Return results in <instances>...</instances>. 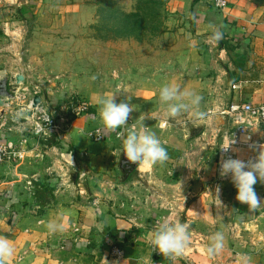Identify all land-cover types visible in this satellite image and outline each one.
Listing matches in <instances>:
<instances>
[{
    "label": "crops",
    "instance_id": "0c3cea01",
    "mask_svg": "<svg viewBox=\"0 0 264 264\" xmlns=\"http://www.w3.org/2000/svg\"><path fill=\"white\" fill-rule=\"evenodd\" d=\"M228 2L226 9L218 10L213 0H177L179 10L194 24L190 57L195 76L176 75L167 84L197 95L210 90L229 96L228 106L264 103V0ZM37 3L0 0V77L9 76L10 90L18 85L17 76L24 78L18 85L22 88L40 84L24 49L33 33L27 16L35 14ZM216 30L223 33L219 42L209 39ZM232 85L240 88L233 91ZM76 89L75 94L88 101L87 116L74 120L67 135L30 140L23 160L0 164V235L14 248L5 264H264V204L253 210L235 200L233 185L219 176L218 142L202 144L207 152L196 154L197 138H188L193 123H184V139L176 125L160 121L154 127L156 118L147 111L158 89L145 83L133 86L129 94L135 111L127 123L139 124L145 118L144 125L156 134L169 158L127 170L115 132L101 141L89 137L102 127L97 95L86 85ZM66 95L48 91L43 97L61 105L67 103ZM157 98L158 109L166 111L159 94ZM8 110L5 107L0 142H18L25 124ZM171 126L176 131H160ZM254 188L264 200V183L258 181ZM164 217L190 225L189 247L179 257L151 252V231ZM49 223L60 228L50 231ZM215 231L224 234L225 246L208 257L204 246ZM114 248L123 249L121 259L111 256Z\"/></svg>",
    "mask_w": 264,
    "mask_h": 264
},
{
    "label": "rangeland",
    "instance_id": "374dc122",
    "mask_svg": "<svg viewBox=\"0 0 264 264\" xmlns=\"http://www.w3.org/2000/svg\"><path fill=\"white\" fill-rule=\"evenodd\" d=\"M180 6L177 0H38L35 14L27 16L34 34L24 46L26 62L32 64L31 74L42 93L64 92L68 102L80 84L97 97L116 93L117 103L133 97L129 94L133 86L154 85L158 92L147 111L156 118L154 127L166 121L176 125L184 139V123L202 125L203 136L188 138H197L196 154L206 153L203 145L219 140L229 96L201 90L199 111L206 114L202 120L191 110L171 117L158 109L160 88L176 75L195 72L190 49L196 35ZM171 127L160 131H176ZM125 163L127 170L133 169V163Z\"/></svg>",
    "mask_w": 264,
    "mask_h": 264
},
{
    "label": "clouds",
    "instance_id": "9594fccd",
    "mask_svg": "<svg viewBox=\"0 0 264 264\" xmlns=\"http://www.w3.org/2000/svg\"><path fill=\"white\" fill-rule=\"evenodd\" d=\"M223 38V33L219 30L213 32L209 37L214 42H219ZM116 93L111 95H100L96 99L99 105L100 136H109L116 133L121 140V153L126 159L137 165H155L158 162L166 161L168 157L167 150L162 145L159 138L148 127L144 125L145 118L139 120V124L127 121L130 113L134 110L131 103L132 98L125 97L119 103L116 102ZM202 97L190 91L182 92L178 85L166 84L159 90V100L166 105V115L174 117L182 111L191 110L193 116L197 119H204L206 114L199 111V104ZM187 100V102H184ZM117 129L122 131L117 132ZM235 143L234 138L225 152ZM254 150H255V146ZM219 176L221 179L229 178L233 185L236 195L235 200L240 204L247 205L248 208L256 209L264 204L254 188L258 181L264 183V145L259 146V150L254 159L247 162L236 158L222 159L219 167ZM219 186H216V198L219 197ZM219 200V199H218ZM221 203V202H220ZM190 225L179 220L172 222L168 217L161 218L151 231V252L155 250L163 257L175 258L181 256L189 247ZM50 231H56L60 225L49 223ZM225 246V236L220 231L213 232L208 237V242L204 246V251L208 257H213L221 253ZM14 254V248L11 241L5 235H0V264L11 258Z\"/></svg>",
    "mask_w": 264,
    "mask_h": 264
},
{
    "label": "built area",
    "instance_id": "2783aa9c",
    "mask_svg": "<svg viewBox=\"0 0 264 264\" xmlns=\"http://www.w3.org/2000/svg\"><path fill=\"white\" fill-rule=\"evenodd\" d=\"M228 5V0H213V6L218 10H224ZM239 88L240 85L231 87L233 91ZM10 91L13 98L5 102L4 108L0 107V130L5 126L3 120L5 107L12 109L11 113L21 119L25 128L18 142H0V164L23 160L29 151L28 147L32 139L45 140L51 135H56V137L67 135L72 128L73 121L87 116L90 112L88 103L78 95H74L69 102L67 99V103L58 105L50 100H44V93L38 85L22 88L12 84ZM37 96L41 98V103L34 108L33 100ZM224 111L223 117L226 118V123L220 131L216 145L218 171L222 159L236 158L247 162L254 159L259 146L264 145V103L232 102ZM89 137L101 141L103 135L100 136L99 129H97L89 134ZM233 138L235 143L228 151L222 150L228 147ZM225 180L230 181L227 177ZM111 256L121 259L124 251L121 248H114Z\"/></svg>",
    "mask_w": 264,
    "mask_h": 264
},
{
    "label": "water",
    "instance_id": "95a60500",
    "mask_svg": "<svg viewBox=\"0 0 264 264\" xmlns=\"http://www.w3.org/2000/svg\"><path fill=\"white\" fill-rule=\"evenodd\" d=\"M16 83L19 85L23 82L24 78L22 76H17L15 78ZM9 76L4 75L0 77V107H4L5 102L11 100L13 95L9 89ZM41 103L40 97H35L33 100V107H37ZM203 126L202 125H191L189 128V138H194L199 136L202 133ZM138 165L133 163V168H136Z\"/></svg>",
    "mask_w": 264,
    "mask_h": 264
},
{
    "label": "trees",
    "instance_id": "16d2710c",
    "mask_svg": "<svg viewBox=\"0 0 264 264\" xmlns=\"http://www.w3.org/2000/svg\"><path fill=\"white\" fill-rule=\"evenodd\" d=\"M190 26H191V28L194 30V24L192 23V24H190ZM227 51H228V52H231L230 48H227ZM89 111H91L90 108H89Z\"/></svg>",
    "mask_w": 264,
    "mask_h": 264
}]
</instances>
